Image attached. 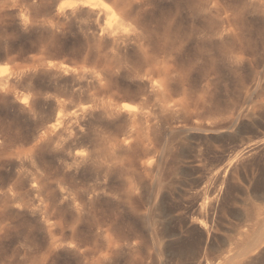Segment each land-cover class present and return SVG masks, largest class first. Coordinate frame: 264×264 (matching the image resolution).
Returning a JSON list of instances; mask_svg holds the SVG:
<instances>
[{
    "label": "rangeland",
    "instance_id": "374dc122",
    "mask_svg": "<svg viewBox=\"0 0 264 264\" xmlns=\"http://www.w3.org/2000/svg\"><path fill=\"white\" fill-rule=\"evenodd\" d=\"M64 1L0 0V77L10 87L0 93V264H90L52 245L101 249L107 227L120 245L114 264H168L152 228L160 220L172 229L169 246L186 242L178 224L191 212L178 196L191 170L181 166L169 196L170 175L158 184L141 164L168 148L186 155L178 137L197 117L239 129L189 136L207 174L264 133L260 122L242 124L264 103V0H106L129 25L114 35L98 9L58 13ZM160 70L162 93L153 89ZM257 166L220 202L212 259L253 210L264 212V158ZM194 179L190 194L216 188ZM159 203L168 210L158 219Z\"/></svg>",
    "mask_w": 264,
    "mask_h": 264
},
{
    "label": "bare ground",
    "instance_id": "6f19581e",
    "mask_svg": "<svg viewBox=\"0 0 264 264\" xmlns=\"http://www.w3.org/2000/svg\"><path fill=\"white\" fill-rule=\"evenodd\" d=\"M78 7H87L89 9H98L101 11L106 20V30L110 33V35L112 33L113 35L117 32L120 33V31L117 30L124 26L122 18H120V14H118L117 8L110 5L106 0H67L60 3L59 6H57L56 11L59 13L66 9L74 10ZM125 26L128 27L129 25L125 24ZM157 73V78L153 83V89L155 92L162 93L166 88L167 74L161 70ZM8 83V79L0 77V93H3V91L8 89L6 88ZM27 100L28 97L23 96L20 100H16L15 103H19V105L22 103L25 104ZM174 107H176V105L168 107L167 109L171 111ZM124 110H126L128 114L127 118L130 122L138 120L140 114L135 113L126 107ZM196 116H199V114ZM73 117L74 116H72V118ZM62 119L63 118H58L56 122L50 126V129L58 128L56 126L62 123ZM255 122L262 123L264 127V103L259 104L254 109L248 111L244 115V121H242V124L246 123V125H249L251 128L254 127ZM230 129L234 130L229 132ZM238 130V126L232 125V123L225 127L215 123L204 122L197 117L196 120L191 121L190 124L184 125L181 129L182 135L178 137L180 145L187 148L186 155L183 152L175 151L173 148H168L162 152L153 153L147 161L141 164V168L145 172L155 178H158V184L161 183L159 180L160 176L165 174L170 175V178L165 180L167 191L168 193L170 192L169 196H172L171 189L179 182L176 176L181 166L185 164L191 170L189 175H186L187 179L185 178L183 180V184L185 183L184 186L186 185L185 189H182L181 195L178 196L182 202V206L191 212L187 221H180L178 224V230L181 234L185 235L184 238L186 242L180 247L169 246V239L173 236L172 229L160 220H153L154 216L159 219L167 213L168 209L162 206L161 203L157 205L154 213L155 215L152 220L150 218V221H154L155 223L156 221L158 222V225L152 228L153 240L158 249V256L163 252L168 253L170 256L168 264H264V212L261 213L259 210L251 209L254 213H252L250 209L248 210L254 214L253 218L251 220L248 219L243 228L235 230L236 235H234L233 238H228L227 242H225V246L222 245L225 251H221V253L218 252L220 254L217 257L215 254V259L209 257V251L206 252L207 249L212 250L209 248L213 246L210 245V242L214 241L213 239L216 238L214 237L215 214L219 209L220 202H226V204L231 202L229 200H231L234 196L233 194L238 185L239 177L245 173L247 169H252V167L257 166L264 158V133L260 132L254 143H249V145L246 144L240 149L238 148L239 150L236 153H232L233 155L227 157L223 156V165L214 173L209 174L206 173L205 168L197 166L200 159L204 157V154L191 147L189 144V136H198L199 133L202 132L215 134L226 133L229 136H236V134H238ZM257 133L258 132H256V135ZM204 141L208 147L212 146L208 139L205 138ZM124 142L127 141L124 140ZM211 149L215 150V147H211ZM81 153L83 154V151L76 152L74 158L78 161L83 160L84 155H79ZM192 177H196L195 179L199 181L205 180L208 183L210 182L211 185L216 186V188H214V191H209V189L204 191L203 189L204 192L202 191L203 193L201 194H197V192L190 194L191 192H189V189L186 187L193 189L191 188L192 186L190 187V185L193 184L192 181V184H190V180L194 179ZM244 215L246 216V213ZM102 242L103 247L101 249H83V246L80 243H76L74 241L69 243H54L52 246L56 250L69 251L75 256H81L90 264H114L117 253H119L120 250V245L118 242L113 240L109 227L105 230Z\"/></svg>",
    "mask_w": 264,
    "mask_h": 264
},
{
    "label": "snow or ice",
    "instance_id": "6c2138e0",
    "mask_svg": "<svg viewBox=\"0 0 264 264\" xmlns=\"http://www.w3.org/2000/svg\"><path fill=\"white\" fill-rule=\"evenodd\" d=\"M233 63H234V64H239V63H240V58H239V57L234 58ZM186 67H187V65H186ZM189 71H190V72H194V71H196L195 66H193L191 69H189ZM79 155H83V154L81 153V154H79Z\"/></svg>",
    "mask_w": 264,
    "mask_h": 264
}]
</instances>
